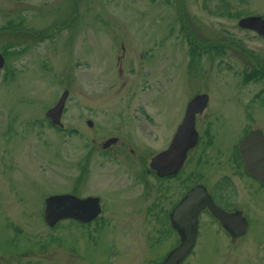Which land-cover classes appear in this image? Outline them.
I'll list each match as a JSON object with an SVG mask.
<instances>
[{
	"label": "rangeland",
	"instance_id": "rangeland-1",
	"mask_svg": "<svg viewBox=\"0 0 264 264\" xmlns=\"http://www.w3.org/2000/svg\"><path fill=\"white\" fill-rule=\"evenodd\" d=\"M218 2L0 0V51L6 58L0 69V264L36 245L26 235L13 242L14 232L5 224L8 213L18 214L8 198L9 183L70 188L75 165L80 167L75 162L88 157L86 191L106 196L110 187H127L125 199L138 195L147 201L139 207L123 199L117 201L120 206L111 202L107 207L114 224L110 241L117 240L122 227L126 233L125 258L116 264L160 262L179 238L164 224L158 242L148 240L146 253L139 252L145 247L143 208L153 196L146 197V180L136 172L148 166L139 164L143 151L149 161L168 144L167 133L170 143L189 100L200 91L210 95L198 126L200 145L189 152L180 175L169 180V203L197 182L213 186L229 176L238 189L235 207L246 214L250 229L233 240L206 213L195 249L183 264H264V189L234 157L248 130H264V76L246 79L252 70L264 69V37L238 24L241 17L264 15V0H231L228 15L217 11ZM10 25L16 27L7 29ZM65 89V126L57 128L46 111ZM112 134L121 141L111 154L96 149L89 156L93 138L98 145ZM21 222L38 229L40 238L50 234L31 225L29 217ZM107 230L99 250L105 264L114 251L104 238ZM54 253L47 250L46 257H52L40 264H55ZM59 254L62 262L69 259L64 251Z\"/></svg>",
	"mask_w": 264,
	"mask_h": 264
},
{
	"label": "flooded vegetation",
	"instance_id": "flooded-vegetation-1",
	"mask_svg": "<svg viewBox=\"0 0 264 264\" xmlns=\"http://www.w3.org/2000/svg\"><path fill=\"white\" fill-rule=\"evenodd\" d=\"M199 93H204V92L203 91L197 92L194 94V96H196ZM194 96H192V98ZM209 101H210V96H209ZM208 105L202 112H199L196 115L197 128L200 125V118L204 114L205 110L208 108ZM64 113H65V109H64ZM48 120L49 123L52 124L49 118ZM90 120L92 121V125L89 124ZM87 122L90 127H93L94 121L91 118H89ZM211 123L213 122L212 121L209 122L208 125H211ZM52 126H55L57 128L59 127L53 124ZM174 135L175 134H172L171 140L173 139ZM165 136H167L168 144L160 151L155 152L149 161L145 158L147 154L143 151V157L141 159L142 161L140 160L139 164L146 165V163L148 162V166H146L142 172L141 170H138L136 172L138 176H140V178H142L143 176V178L146 180V185L144 187L146 197H150V195L153 196V199L149 202L147 208L144 206L143 210L145 211V215H143V219L141 218L142 219L141 225L143 227L141 236L142 238H144L145 241L144 251H139L142 254L146 253L145 250L148 248V240L151 242L152 240L158 242L157 241V239L159 238L158 233L159 231L163 230L164 224H170V226L176 232L177 238H179L178 243L180 242V237H181L180 233L172 223V218H171L172 213L175 206L184 197V195L197 184L200 183L204 184L207 187L208 192L215 200V202L224 209L229 211H234L239 209L235 207L238 196V189L237 186H235L233 179L229 176H224L218 179L213 186L212 185L210 186L205 181L197 182L192 186H190L189 188H187L186 190H184L174 203H169V195L171 193L169 187V180L174 179V177L176 176H179L180 173L186 168V164H187L186 162H188L187 160L188 156L183 167L180 169L178 173L172 175L157 173V171L151 166V162H152V158L157 153L169 147L170 143H169L168 133L165 134ZM112 138H114L115 141L106 145V142ZM120 141L121 139L118 135L112 134L111 136L106 137L102 141V144L100 143L97 145V143L95 142V138H93L90 143V150L88 151V154L89 156H91L92 150L97 149L101 152L102 155H109L119 145L118 143ZM199 145H200V140L195 147L189 150V152L196 149ZM131 151L133 153H136L135 149L133 148L131 149ZM188 155L190 156V153H188ZM88 159L89 157L85 158V160L81 162L79 161L75 162V164L80 165V167L75 165L76 172L75 174H73L72 177L73 183L70 188H64V189L49 188L40 184L41 182H33L29 185H26V184L17 183L15 179H13V181L9 183V188H8L9 197L8 196L7 197L11 201H13L12 203L14 204L13 205L14 210L17 211L18 214L15 212L14 215L13 211L10 212L11 214L8 213L5 224L7 228L11 227L14 232L12 236L13 242H15L16 239H19L20 236L26 235L30 241L36 242V245L34 247L26 248L27 250L24 249L25 251L19 253L17 255V258L13 260L6 261L3 258L1 259H3L5 262H9V264H14L13 263L14 261L18 262L23 260H26L25 261L26 264H40L41 263L40 260L42 258H47L48 256L52 257V254L46 257V251L47 250L49 251V249H55L56 250V253H54L55 264H105L104 261H102L100 258L105 259L106 255L103 252L99 254V250L103 238L102 231L105 230L106 226L108 227V230L104 238L107 241L108 248L111 245L114 248V251L112 252L111 255V259L108 260L107 264H116L121 258L122 260L125 258V253H123L122 251V247L126 248V243L123 241V239H125L126 236V233L123 230L124 228L122 227V229L119 231L120 236L116 234L114 235L117 240H114L112 238V241H110V237H108L110 231L109 229L111 228V226H114V224L112 223V219L109 216H107L106 211H107V207L111 202H112L111 204L120 206L119 203H117V201L121 202L123 199L126 198L125 196H123V193L124 191H126L127 187L125 189H120L118 187H114V188L110 187V191L112 192H108L105 189L107 191L105 192L107 198L102 193V191L99 192L86 191L83 186L84 184L86 185L87 179L88 180L90 179ZM235 162L237 163V161ZM132 169H136V168H132ZM246 174L254 181H256L261 189H264V184H262L252 175L248 173ZM113 192H117V193H114L115 197L110 198V194ZM55 194H70L72 197H74L71 198L69 202L65 203V205H68V209H69L68 212H70L72 215L66 217H60L56 219L54 223L51 224L46 219L47 198ZM36 196L37 199H35ZM90 197L97 199L100 209L97 211L98 212L97 215L89 219V218H85V216L95 212L94 207L89 204H80L79 206V200L87 199ZM33 201H35V204L31 206L30 203H32ZM125 201L127 202V205L130 203L134 206H139V207L142 205V202L147 203L146 200L141 199L140 197H138V195L134 199L127 198L125 199ZM124 206L126 205H123V207ZM62 209H63L62 206L58 207L56 209V212L61 214ZM206 213L211 215L210 221L214 219L215 221H213V223H217L222 229L225 230L227 234H229V236L232 237V235L223 227V225L213 215V213L208 207L203 208L199 214L198 234L203 221H205L204 216L206 215ZM28 217L31 219V222L33 223L31 225H33L35 228H40L42 226L45 229V232L48 230L50 234H46L47 236L45 235L42 238H40V234H39L40 232L38 229L33 230L32 227L27 228L26 225H24L25 222H21V221L22 219L25 218L27 219ZM38 220L41 222L40 226H38V223H36V221ZM249 229H250V224H249L248 232ZM198 234H197V240H198ZM245 236L246 235L239 238H234V237L232 238L233 240H237ZM118 238L120 240H118ZM139 239L140 237L138 238V240ZM195 246L193 247L190 254L181 262V264H183L184 261L192 254V252L195 249ZM173 248L174 246H172L170 249L168 248L162 254L160 262L158 261L157 264H161V262L166 257V255ZM59 251H64V253H67L69 255V259L67 261L62 262V255L59 254ZM17 262L16 264H18Z\"/></svg>",
	"mask_w": 264,
	"mask_h": 264
},
{
	"label": "water",
	"instance_id": "water-1",
	"mask_svg": "<svg viewBox=\"0 0 264 264\" xmlns=\"http://www.w3.org/2000/svg\"><path fill=\"white\" fill-rule=\"evenodd\" d=\"M240 27L252 29L264 36V15L254 14L241 17L238 22ZM6 64L5 55L0 51V69ZM69 89H65L54 106L46 113L52 121L63 126L62 114L65 108ZM209 102V94L199 93L188 103L182 122L179 124L176 133L169 144V147L157 153L151 162V166L159 174H176L182 168L188 151L195 147L199 141V132L196 128V115L202 112ZM92 125V121H89ZM115 141L109 139L107 144ZM241 159L248 173L264 183V131L261 128H253L247 132L239 142ZM72 197L70 194H55L47 198L46 219L49 223L60 217L71 216L68 209ZM91 198V199H90ZM80 199V204H89L94 207L91 214L85 218H92L97 215L100 209L96 198L90 197ZM82 200V201H81ZM62 206L61 214L56 212ZM208 207L218 218L223 227L234 237L245 235L248 231L249 221L241 210L229 211L219 206L208 192L204 184H197L192 187L185 196L178 202L172 213V223L180 233V242L164 258L161 264H180L181 261L193 249L198 233L199 214L201 210Z\"/></svg>",
	"mask_w": 264,
	"mask_h": 264
},
{
	"label": "trees",
	"instance_id": "trees-1",
	"mask_svg": "<svg viewBox=\"0 0 264 264\" xmlns=\"http://www.w3.org/2000/svg\"><path fill=\"white\" fill-rule=\"evenodd\" d=\"M219 1L216 9L218 12H220L221 14H230V10H231V0H217ZM16 27V25H10V26H7V29H14ZM204 46H207L208 48H216L218 51L221 50V46L219 48V46H215V45H210V44H205ZM246 79H250V78H257V77H262L264 76V69L263 68H256L254 70H252V72H250L249 74H246ZM209 132V131H208ZM235 159L237 161V164H238V167L239 166H242V163H241V159H240V155H239V152L238 150L236 149V152H235Z\"/></svg>",
	"mask_w": 264,
	"mask_h": 264
}]
</instances>
